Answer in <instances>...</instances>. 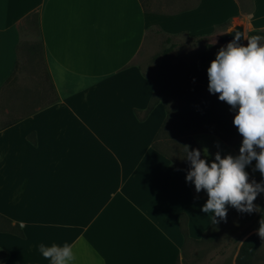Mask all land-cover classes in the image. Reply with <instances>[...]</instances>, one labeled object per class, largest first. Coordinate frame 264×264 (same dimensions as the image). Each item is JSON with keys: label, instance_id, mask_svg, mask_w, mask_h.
I'll return each instance as SVG.
<instances>
[{"label": "crops", "instance_id": "1", "mask_svg": "<svg viewBox=\"0 0 264 264\" xmlns=\"http://www.w3.org/2000/svg\"><path fill=\"white\" fill-rule=\"evenodd\" d=\"M245 4L198 0L159 13L139 0H0V87L15 66L18 24L36 11L57 96L0 130V216L23 234L0 218L5 264H49L40 243H71L75 264H177L208 253L212 242H185L179 220L184 213L189 238L200 240L214 214L201 211L207 200L187 171L152 148L165 109L159 102L143 117L153 87L131 62L152 27L264 29V0Z\"/></svg>", "mask_w": 264, "mask_h": 264}, {"label": "clouds", "instance_id": "2", "mask_svg": "<svg viewBox=\"0 0 264 264\" xmlns=\"http://www.w3.org/2000/svg\"><path fill=\"white\" fill-rule=\"evenodd\" d=\"M233 31L234 28L227 33ZM242 35L247 40L246 46L240 43ZM207 72L208 91L219 93L218 99L236 111L233 124L243 136L238 155L222 158L217 152L210 163L207 148L203 149L202 158L200 149L190 150V145H181L182 159L190 165L186 181L195 185L197 193L206 191L209 198L201 211L214 214L215 222V217L226 221V204L241 213L261 211L253 202L264 192V179L250 181L245 169L255 160L253 171L264 177V35L245 36L235 31L233 40L218 50ZM260 225L259 235L264 237V219ZM37 250L49 264H75L71 243H40Z\"/></svg>", "mask_w": 264, "mask_h": 264}, {"label": "trees", "instance_id": "3", "mask_svg": "<svg viewBox=\"0 0 264 264\" xmlns=\"http://www.w3.org/2000/svg\"><path fill=\"white\" fill-rule=\"evenodd\" d=\"M142 7L146 11L159 12V13H171L180 12L195 6L198 0H139ZM246 0H239L241 6L245 8ZM250 5V0H247ZM227 23L220 24L218 28H224ZM18 29L21 34V38L17 44V58L14 69L11 75L0 87V96L3 94H12L14 89L12 85L18 77L20 71L21 58L25 61L27 67L31 69L33 73H37L40 79L44 82V86H40L36 89H22L21 96L16 104H11L8 110H18L22 112L19 116L14 117L7 121L0 122V130L12 125L23 117L29 116L36 112L39 108L49 105L57 100L55 89L51 79L49 77L44 56L43 47L40 39L38 14L36 11H32L26 15L18 24ZM25 31L34 32L39 36L37 42H31L24 39ZM177 34L168 35L167 40H170L172 36ZM250 35H264V29H254L247 32L246 36ZM206 35L191 36L190 39L199 41L205 38ZM176 46L175 43H171L169 47L164 50V54L169 53ZM211 45H209L210 47ZM4 92V93H3ZM219 93L213 94L204 100L191 102L182 107H168V105L161 101L165 109L164 119L157 130L151 146L160 154L169 159L172 165L177 169H184L188 171L189 163L182 159L184 156L183 148L181 145H190L192 148L198 149L197 145L192 139L194 133H208L216 136L220 140L228 143L242 142L243 136L238 132L236 126L233 124V119L236 114L235 110H230L231 106L226 102L218 99ZM159 103L158 100L151 98L147 108L144 111L145 117L151 109ZM7 108V107H6ZM16 108V109H14ZM20 108V109H19ZM1 110V107H0ZM143 117H140L142 119ZM257 182H260L264 178H254ZM251 181L252 179L249 178ZM194 193V192H193ZM195 194V193H194ZM201 197L198 194H195ZM208 200V198H205ZM261 211L257 212L252 219L251 224L242 230L240 235L236 238V241L242 240L236 257L235 264H256L264 256V237L259 235L257 231L260 225L261 219H264V200L260 206ZM8 222V230L16 232V234L23 236L18 226L14 227L10 225V221L4 217ZM212 219L209 227L203 232L200 240H192L189 238L187 229V216L182 213L179 220V229L184 238V241H194L201 243L206 239L209 242H213L217 239L218 227ZM250 233V234H246ZM8 257L6 251L0 248V264H5Z\"/></svg>", "mask_w": 264, "mask_h": 264}, {"label": "rangeland", "instance_id": "4", "mask_svg": "<svg viewBox=\"0 0 264 264\" xmlns=\"http://www.w3.org/2000/svg\"><path fill=\"white\" fill-rule=\"evenodd\" d=\"M245 2L247 3V0ZM219 32H222L220 28L216 29L213 34ZM23 36L24 39L31 42H37L39 39L38 35L30 31H25ZM167 37L168 34L158 28H149L141 50L131 62L137 68L139 74L151 83L153 87L152 97L159 102L164 101L168 107L172 108L182 107L212 96L213 94L208 91L207 69L210 63L215 60L218 50L227 44L217 43L215 36H205L199 41L191 40V36L186 33L172 36L170 40H167ZM171 43H175L176 46L172 51L164 54V50ZM243 44L247 45L245 38ZM209 45L211 46L209 47ZM24 64L25 61L21 58V68L15 85H12L14 93L9 95L6 93L0 96V122L10 120L22 113L16 108H14L16 109L14 111L8 110L12 103L18 106L17 98H20L22 89L32 90L44 86V82L38 74L33 73L29 66L27 67ZM192 139L198 149L201 150L202 158H204L203 149H208L209 156L207 159L209 163L214 160V155L217 152L221 154L222 158L226 155H238L242 143L224 142L208 133H194ZM256 150L260 151L259 148H256ZM255 164L256 161L254 160L245 169L249 173V178H264L259 171H253ZM193 192L203 198H209L204 190L197 193L195 185ZM263 200L264 192L260 193L253 203L260 207ZM225 207L227 208L226 221L216 217L220 238L218 237V240L209 244L208 253L198 255L194 252L192 255H183L177 264H234L235 254H237L240 245V240L236 241V238L241 234L239 232L251 224L257 212L252 214L241 213L231 205L226 204ZM260 227H258V231ZM219 254H222L220 258H218ZM201 258H204L203 262H201ZM256 264H264V256Z\"/></svg>", "mask_w": 264, "mask_h": 264}, {"label": "water", "instance_id": "5", "mask_svg": "<svg viewBox=\"0 0 264 264\" xmlns=\"http://www.w3.org/2000/svg\"><path fill=\"white\" fill-rule=\"evenodd\" d=\"M233 28H234L233 32L227 33L228 31H230ZM235 31H240L241 33L245 34L242 23H237L225 31L219 32L215 35L212 34V35H208V36H215L216 42L219 44H227L228 42L233 40L234 35H235ZM240 43H242V44L244 43V36L243 35L241 36Z\"/></svg>", "mask_w": 264, "mask_h": 264}]
</instances>
